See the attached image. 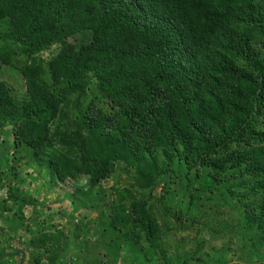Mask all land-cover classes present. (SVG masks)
Segmentation results:
<instances>
[{
  "label": "trees",
  "instance_id": "trees-1",
  "mask_svg": "<svg viewBox=\"0 0 264 264\" xmlns=\"http://www.w3.org/2000/svg\"><path fill=\"white\" fill-rule=\"evenodd\" d=\"M79 32L88 41L66 42ZM0 38L23 59L22 96L0 81L13 148L58 177L87 172L89 188L121 161L135 193L110 221L137 226L163 264L148 204L163 175L190 202L235 201L240 229L264 237V0H0Z\"/></svg>",
  "mask_w": 264,
  "mask_h": 264
},
{
  "label": "rangeland",
  "instance_id": "rangeland-1",
  "mask_svg": "<svg viewBox=\"0 0 264 264\" xmlns=\"http://www.w3.org/2000/svg\"><path fill=\"white\" fill-rule=\"evenodd\" d=\"M88 39L79 32L66 37V42L78 45ZM60 48L59 42H52L36 56L45 63ZM3 52L12 60L0 59V81L19 98L25 84L16 67L23 59L0 38ZM55 127L54 123L51 130ZM13 147L10 126L4 122L0 124V264H163L137 226L126 223L118 230L110 221L120 203L129 206L128 194L121 190L135 193L131 171L126 172L121 161H113L89 188L87 172L58 177L38 161L43 156ZM177 182L161 176L148 201L159 225L158 250L171 264H264V237H254L255 227L240 229L243 218L235 201L190 202L184 181ZM77 186L82 194L75 195ZM163 187L171 195H166V213L156 199ZM100 211L108 217L100 219Z\"/></svg>",
  "mask_w": 264,
  "mask_h": 264
}]
</instances>
